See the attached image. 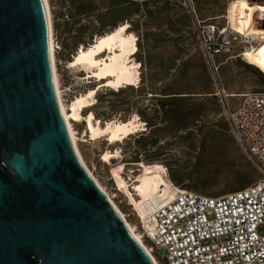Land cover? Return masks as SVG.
<instances>
[{"label": "water", "instance_id": "obj_1", "mask_svg": "<svg viewBox=\"0 0 264 264\" xmlns=\"http://www.w3.org/2000/svg\"><path fill=\"white\" fill-rule=\"evenodd\" d=\"M43 0H0V264H154L76 154Z\"/></svg>", "mask_w": 264, "mask_h": 264}, {"label": "rangeland", "instance_id": "obj_2", "mask_svg": "<svg viewBox=\"0 0 264 264\" xmlns=\"http://www.w3.org/2000/svg\"><path fill=\"white\" fill-rule=\"evenodd\" d=\"M60 1L62 0H48V4L58 87L64 107L68 113H71L70 108L74 98L96 84L93 79H89L88 81L84 79L83 71L69 67L68 61L72 59L73 54L79 46H85L86 41H88V33L90 32L87 30L81 36L75 37V29L79 25L90 24L89 29L97 32L93 33L91 39L93 40L100 33L111 29L112 25L120 24L122 18L121 15L113 14L109 18L107 17L104 22H100L98 17L102 16L106 10H110L111 0H92L95 9L88 14L81 15L78 23L73 24L74 19L70 16L73 12L71 1L65 0L63 5H60ZM230 1L232 0H217L216 6L211 9L206 8L205 19L217 25L226 22L228 20V17H226L228 16L227 7ZM170 2L171 7L179 8L181 0H170ZM247 2L249 5L251 4L250 6H253L255 3L264 4V0H247ZM220 7H223L222 14L216 15L215 10ZM259 15V12H255L256 18H259V20L256 19L257 21L262 20ZM122 22H128L129 24V21L125 19ZM150 29L155 31V28L152 26ZM128 32L134 35L137 49L130 57V60L138 63V81H140L139 83H135V87L139 86L142 88V91H137L134 87L133 91L128 89L118 95H103L97 101L96 97L100 93H103L104 88L108 87L107 85L100 86L92 97V104L81 110V118L79 120H72V128L84 163L122 212L126 221L139 234L141 233L140 217L141 219L143 218L142 213L151 208L153 202L158 201L157 197L162 196V193L171 192L179 186L206 195L218 196L228 192L226 191L227 187L234 186L237 183L239 178L233 173L234 170L239 168V162L251 166H253V163L238 147L231 136L228 123L222 114L221 108L217 112L209 111L205 113L194 124L189 125L187 129L170 131L166 136L159 139V144L169 141L170 145L158 156V161L154 163L166 167L167 174L170 173V165L175 167V164L187 163L188 171L190 172H184L183 181L180 185L172 183L169 177L167 186L157 179H147L143 183L136 182V174L139 173V170L146 163L144 161V163L124 161L136 150L133 138L127 137L122 141L116 140L112 143L107 140L106 135L91 138L90 133L87 131L86 116L90 111L106 109V105L109 102L116 106V111L112 113L110 119L101 121L94 119V123L97 121L100 125H105L109 120H127L132 116H137L139 119L136 113L137 107L152 102V94L150 92L160 89L165 84L170 85L177 92L192 93V95H197L198 98L206 97L204 93L206 89L203 88L204 77L199 74L191 62L187 65L183 75H179L176 70L171 69L163 79H155L162 77L159 66L154 65L151 69H148L147 66L143 67L140 65L136 57L138 51L137 32L131 29ZM257 41V43L253 44L254 47L260 44V39H257ZM154 43V37H149L148 44L146 45L148 49L145 52L152 57V63H158L160 58L162 59L161 64L171 63L177 53L174 42L166 40L156 47L153 46ZM182 46L181 56L183 58L194 53H197L201 57L190 26L185 29ZM239 50H241V47H235L229 52L222 53L216 59V62H221L218 72L226 93L264 90V84L240 64L241 61L249 62L237 55ZM176 63H178V60ZM149 70L155 72V76H152V79L148 78ZM142 76H146L147 78L141 79ZM227 98L230 102L236 100L233 96ZM203 121H206L207 126L216 131H220L221 127L226 125V129L222 130L223 135L219 138L217 137L212 144L203 141L196 128ZM141 123L143 125L137 129L147 132L148 129H146L145 122L142 121ZM183 135H191L193 136V140H184L182 142L180 137ZM152 150L153 148H148L149 152ZM115 151H117V154L108 160L102 159L105 152ZM141 155L143 156V153ZM199 177L201 180L198 179ZM194 183H198L201 189L194 188ZM142 241L149 248V242L143 237ZM161 252L164 253L163 250ZM152 253L157 258L159 264H165L154 252Z\"/></svg>", "mask_w": 264, "mask_h": 264}, {"label": "built area", "instance_id": "obj_3", "mask_svg": "<svg viewBox=\"0 0 264 264\" xmlns=\"http://www.w3.org/2000/svg\"><path fill=\"white\" fill-rule=\"evenodd\" d=\"M183 5L192 17L196 43L231 136L258 178L218 196L178 186L171 199L140 218V235L165 264H264V90L246 91L232 104L216 62L218 55L235 47H241L237 55L244 58L245 49L258 41L237 32L227 20L218 26L196 19L191 0Z\"/></svg>", "mask_w": 264, "mask_h": 264}, {"label": "trees", "instance_id": "obj_4", "mask_svg": "<svg viewBox=\"0 0 264 264\" xmlns=\"http://www.w3.org/2000/svg\"><path fill=\"white\" fill-rule=\"evenodd\" d=\"M64 1L65 0L60 1V5H63ZM70 1L73 6V12L70 14V16L74 19L73 24L78 23L81 15L88 14L95 9V5L92 0ZM191 1L196 19L204 22H212L205 19V10L206 8L211 9L216 6L217 0ZM170 4V0H111L110 10H106L102 16L98 17L100 22H104L107 17L109 18L111 15L116 14L119 16L121 15V23H123L122 21L124 19L129 21L130 25L127 30L129 31L131 29L137 32V61L143 67L147 66L148 69H151L154 65L159 66L162 77H157L155 79H163L164 76L168 75V72H170L171 69L176 70L177 74L183 75L190 62L196 67L199 74L204 77L203 88L206 89V91H204L206 97L204 98H198L197 95H192V93L174 91L168 84L163 85L160 89H155L150 92L152 94V102L140 105L136 109L139 119L145 122V126L148 131L146 132L145 130L141 131L137 129L134 132L127 134L120 140L122 141L127 137L130 139L133 138V143L136 148L135 152L132 155H129L128 159L124 160L125 162L144 161L146 164L157 162L158 156H160L170 145L169 141L159 144L160 138L166 136V134L170 131L187 129L189 125L194 124V122L205 113L209 111L217 112L219 111V108H221L217 101V97L213 94L212 78L202 60V56L200 57L197 53L191 54L186 58L181 56V51L183 50L182 40L184 32L188 26H190L192 30V17L183 5V0H181L179 8H173ZM222 10L223 7L216 9V15L222 14ZM225 23L226 22H222L218 24V26H222ZM116 26L117 25H112L111 29L100 33L98 36L112 31V29ZM151 26L155 28V31L150 29ZM89 27L90 24H83L79 25L75 29V37L81 36L87 30L90 31L88 33V41H86L85 46L83 47H87L89 44L93 43L94 39L91 40L93 33H97L96 31H91ZM151 36H153L155 40L153 45L154 47L166 40H172L174 42V45L177 48V53L171 63L161 64V58L158 63H152V57H150L148 53H145L146 49H148L146 48V45L148 44L149 37ZM177 60L178 63H176ZM240 64L246 70L254 74L261 81V83L264 84V71L251 63L241 61ZM152 76H155V72H151L149 70L148 78L152 79ZM145 77L146 76H142L141 79ZM135 86V84H124L117 89L107 87L104 88L103 93H100L96 99L99 101L100 97L103 95H118L128 89L133 91ZM135 89L137 91H142V88L139 86L135 87ZM115 111L116 106L109 102L106 105V109L101 111L94 110L89 113L93 115V120L98 119L101 121L110 119L112 113ZM196 128L203 141H206L208 144H212L217 137L219 138L223 135L222 130L226 129V125L222 126L220 131H216L208 127L206 121H203L202 124ZM180 140L182 142L184 140L192 141L193 136L183 135L180 137ZM148 148H153V150L149 152ZM142 153L143 156L141 155ZM175 165V167H172L171 165L169 166L170 173L167 175L172 183L180 185L183 181L184 172L189 173L190 171H188L186 162ZM238 167V169L234 170L233 174L237 175L239 179L234 186L227 187L226 191L228 192L244 188L258 178V173L254 166L239 162ZM198 179L201 180L200 177ZM194 188L201 189L198 183H194Z\"/></svg>", "mask_w": 264, "mask_h": 264}, {"label": "bare ground", "instance_id": "obj_5", "mask_svg": "<svg viewBox=\"0 0 264 264\" xmlns=\"http://www.w3.org/2000/svg\"><path fill=\"white\" fill-rule=\"evenodd\" d=\"M43 2L49 26V58L54 91L72 146L86 171L105 193L110 203H112L122 217L131 235L146 251L153 263L159 264L157 258L142 241L140 233L137 234L134 231L133 227H131V225L126 221L124 215L118 209L111 197L102 188L99 181L96 180L92 172L84 163L76 143L75 134L73 132L74 130L72 128V120H79L81 118V110L92 104V97L100 86L109 85L117 89L124 84H135L138 82V63L130 60L131 55L136 50L135 37L127 30L129 26L128 22H123L112 29V31L96 36L93 43L89 44L87 47L80 46L78 48L76 53L73 54L72 59L68 61L69 67H74L77 68L78 71H83V78L87 81L89 79H93L96 84L92 88H88L87 91L74 98L70 108L71 113H68L61 100L57 82L49 4L48 0H43ZM250 5L247 0L230 1L227 7L228 23L237 32L260 39L259 46H252L251 48L245 49L243 56L247 62L264 71V4L255 3L253 6ZM255 12L260 13L259 16H261L260 18L262 20H256H259V18H256ZM102 53L104 54L101 56ZM141 122L142 121L138 119L137 116H132L127 120H109L105 125H100L97 121L96 123L93 122V115L91 113L86 116L87 131L90 133L91 138L106 135L107 140L111 143L116 140H121L127 134L137 130L139 126L143 125ZM115 154H117V151L105 152L102 159L106 161ZM147 179H157L166 186L169 183L166 169L163 165L158 163L146 164L139 170V173L136 174V182L143 183ZM177 189H173L171 192L162 193V196L157 197L158 201L153 202L151 208L142 213V219H144L156 205L171 199Z\"/></svg>", "mask_w": 264, "mask_h": 264}, {"label": "crops", "instance_id": "obj_6", "mask_svg": "<svg viewBox=\"0 0 264 264\" xmlns=\"http://www.w3.org/2000/svg\"><path fill=\"white\" fill-rule=\"evenodd\" d=\"M228 21V20H227ZM229 24V23H228ZM221 55V54H220ZM219 56V55H218ZM217 56V57H218ZM217 57H216V59H217ZM218 64L220 65L221 64V62H218ZM242 93H244V92H238V93H227L228 94V97L230 96V97H235L236 98V100L235 101H233V102H231L232 104H237L238 102H239V99H240V96H241V94Z\"/></svg>", "mask_w": 264, "mask_h": 264}]
</instances>
